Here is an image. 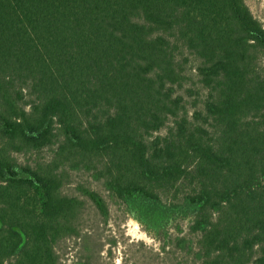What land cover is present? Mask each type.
<instances>
[{
  "label": "trees",
  "instance_id": "1",
  "mask_svg": "<svg viewBox=\"0 0 264 264\" xmlns=\"http://www.w3.org/2000/svg\"><path fill=\"white\" fill-rule=\"evenodd\" d=\"M191 61L193 111L177 95ZM263 62L245 0H0V264H61L85 207L63 193L74 171L166 234L163 251L264 264Z\"/></svg>",
  "mask_w": 264,
  "mask_h": 264
},
{
  "label": "rangeland",
  "instance_id": "2",
  "mask_svg": "<svg viewBox=\"0 0 264 264\" xmlns=\"http://www.w3.org/2000/svg\"><path fill=\"white\" fill-rule=\"evenodd\" d=\"M256 19L264 26V0H245ZM195 62L185 67L189 77L177 95L183 97L187 109L193 111L195 101H203L206 92L195 77ZM264 68V62H263ZM171 125V124H170ZM167 129L162 131L166 134ZM53 149L41 153H26L17 156L22 164L34 165L37 162H49ZM81 187L89 188L103 196L109 204V216L100 215L94 204L82 194ZM63 193L84 201L85 207L79 221V237H73L60 243L57 250L61 264H192L182 250L169 248L163 251L166 234L151 228L146 221L140 222L115 204L105 191L101 182L94 179L92 173L74 171ZM189 220L180 221L170 227L168 235H178L189 230Z\"/></svg>",
  "mask_w": 264,
  "mask_h": 264
}]
</instances>
